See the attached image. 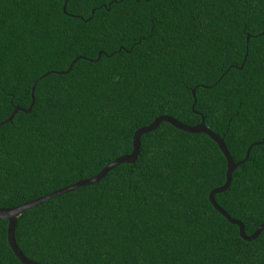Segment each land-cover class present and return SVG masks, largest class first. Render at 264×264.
<instances>
[{"label":"trees","instance_id":"1","mask_svg":"<svg viewBox=\"0 0 264 264\" xmlns=\"http://www.w3.org/2000/svg\"><path fill=\"white\" fill-rule=\"evenodd\" d=\"M15 108L0 126V208L96 176L170 116L204 119L235 162L260 143L215 200L247 235L264 224V0H0V122ZM140 142L134 163L24 211L25 256L264 264V230L243 240L209 200L227 172L209 135L161 122ZM0 264H22L5 219Z\"/></svg>","mask_w":264,"mask_h":264},{"label":"water","instance_id":"2","mask_svg":"<svg viewBox=\"0 0 264 264\" xmlns=\"http://www.w3.org/2000/svg\"><path fill=\"white\" fill-rule=\"evenodd\" d=\"M36 84H37V81L33 84V87H32V99H33V101H32L31 106L27 110L21 109V111H24L26 113H29L31 111L32 106H33L34 101H35L34 92H35ZM193 96L195 97V90H193ZM195 103H196V101H195ZM195 103H194V105H195ZM19 110H20L19 108H15L13 110L11 116L7 120L0 122V126L7 123L8 121H11L13 119L14 115ZM161 122H169L174 127L178 128L180 130H183L185 132L205 133V134L209 135L218 144L220 150L222 151V153L224 154V156L227 160L226 182L223 186L215 188L210 192L209 200H210L211 204L214 206V208L220 214H222L230 223L237 225L239 227V235L243 240L253 241L260 235V233L264 230V224L259 226V228L252 235H247L245 232L244 224L241 221L232 218L223 208H221L218 205V203L215 200L216 194L222 193L230 187L231 182H232L233 172L248 159L252 147L255 145H258L260 143H255L248 149L246 157L244 160H242L240 162H235L234 159L232 158V156L230 155V153H229V151L225 145L224 140L222 138H220L216 133H214L211 129H209L205 125L204 119L202 120L201 123H199L195 126H188V125L180 123L179 121H177L176 119H174L170 116H160V117L156 118L149 126L140 128L139 130H137L135 132L134 137H133V150L130 154L121 156L118 159L114 160L113 162L109 163L96 176L89 178V179L80 180V181H78V182H76V183H74L68 187L57 190L53 193L39 197V198L34 199L32 201L26 202L22 205H19L16 207H11V208H0V219L8 220V242H9V245H10L11 249L13 250L14 254L16 255V257L20 260V262L22 264H40V263H37V262L29 259L27 256H25V254L21 251V249L19 248V246L17 244L16 238H15V230H16L17 221H18L19 216H21V214L24 211L31 209L33 207H36V206L40 205L41 203H43L47 200H50V199L59 197L63 194L69 193V192H71V191H73L79 187L88 186V185H92L94 183L99 182L102 178H104L107 175L108 172H110L113 168H115L119 164H122L125 162L134 163L136 161L138 155H139V152H140V146H141L140 140H141L142 135L145 133H148L150 131H153L155 128H157L160 125ZM262 143H264V142H262Z\"/></svg>","mask_w":264,"mask_h":264},{"label":"snow or ice","instance_id":"3","mask_svg":"<svg viewBox=\"0 0 264 264\" xmlns=\"http://www.w3.org/2000/svg\"><path fill=\"white\" fill-rule=\"evenodd\" d=\"M67 9V5H65V10ZM95 62V61H94ZM143 111H147V108H144V109H142ZM121 134L123 135V130H122V132H121Z\"/></svg>","mask_w":264,"mask_h":264}]
</instances>
